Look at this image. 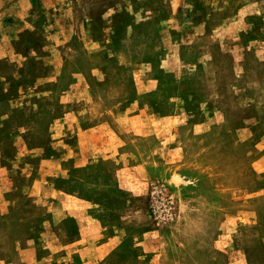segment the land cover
<instances>
[{"label": "rangeland", "instance_id": "obj_1", "mask_svg": "<svg viewBox=\"0 0 264 264\" xmlns=\"http://www.w3.org/2000/svg\"><path fill=\"white\" fill-rule=\"evenodd\" d=\"M0 264H264V0H0Z\"/></svg>", "mask_w": 264, "mask_h": 264}, {"label": "crops", "instance_id": "obj_2", "mask_svg": "<svg viewBox=\"0 0 264 264\" xmlns=\"http://www.w3.org/2000/svg\"><path fill=\"white\" fill-rule=\"evenodd\" d=\"M212 35H210L209 37H211ZM151 80H153V79H151ZM150 79H148V81L146 82V84L148 85V88L146 89V90H143V92H149L150 91V89H154V87L155 86H153V85H155L154 83L152 84V82L153 81H151ZM145 84V83H144ZM150 84H152V86H151V88H150ZM132 105H134V104H132ZM119 106V105H118ZM137 106H139V103H137ZM115 106H113V108H114ZM117 107V106H116ZM134 107H136V106H134ZM118 114H117V117H116V121L118 122V123H120L122 126H125V124H128V123H130V121L132 120V118H131V116L129 115V114H127V113H124V112H120V111H118L117 112ZM166 118V117H165ZM106 122L107 123H109V124H112L113 123V121H112V119H109V120H106ZM115 132V131H114Z\"/></svg>", "mask_w": 264, "mask_h": 264}]
</instances>
